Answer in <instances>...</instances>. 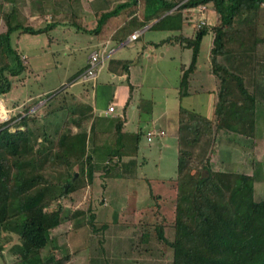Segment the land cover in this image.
Instances as JSON below:
<instances>
[{
	"label": "trees",
	"instance_id": "1",
	"mask_svg": "<svg viewBox=\"0 0 264 264\" xmlns=\"http://www.w3.org/2000/svg\"><path fill=\"white\" fill-rule=\"evenodd\" d=\"M209 1L214 2L218 21L214 26H198L194 37H182L193 49V57L188 67L182 66L177 87L180 97L190 93L189 76L197 66L202 38L212 30L210 70L217 80L213 116L180 107L178 174L170 180L168 192L151 191V199L139 201L136 210L142 212L140 223L154 226L158 237L173 248L172 264H264V198L256 196V176L214 169L211 156L219 137L235 141L240 136L256 137L259 67L255 55L244 52V33L234 25V18L245 7L261 6L263 0H186L153 26L180 30L187 20L183 9ZM17 9L4 12L8 29L0 32V93L12 87L14 79L9 74H21L26 68L12 45V33L20 28L30 33L45 29L14 22ZM107 15L99 19V27ZM29 108L25 107V116L18 113L0 121V250L3 238L9 241L8 234L15 233L19 241L12 246L17 255L14 264H68L73 253L54 243L51 230L61 224L63 200L84 178L88 183L101 179L94 174L93 157L88 153V133L83 126L87 115L76 107L69 114L80 113L74 118L78 131L62 125L51 130L41 119L48 113L36 117ZM66 184L69 187L64 192ZM96 207L92 204L87 209L91 223L101 212ZM87 210L76 209L69 217L77 218ZM167 226L174 228L172 240L165 235ZM3 232L8 234L2 236Z\"/></svg>",
	"mask_w": 264,
	"mask_h": 264
},
{
	"label": "rangeland",
	"instance_id": "2",
	"mask_svg": "<svg viewBox=\"0 0 264 264\" xmlns=\"http://www.w3.org/2000/svg\"><path fill=\"white\" fill-rule=\"evenodd\" d=\"M138 1L129 0L127 4L119 7L120 17L125 22L123 26H153L154 22L166 13L163 0H142L137 4ZM11 2V0H0V6L2 5L0 32L8 29L4 12L23 3L18 6L14 22L21 20L25 25L37 27L51 23L54 25L38 35L21 31L22 28L12 33V45L20 53L26 68L21 74L14 76L9 74L14 82L9 91L0 93V98L13 109L10 113L11 117L18 113L25 116L27 114L25 107L29 106L28 112H32L33 116L39 117L48 113L41 119L49 124L51 130L57 125H62L72 132L78 131L80 127L77 126L74 118H79L80 113L76 111L75 114L74 112L69 114V111L80 107L81 114L86 115L85 101L91 102L95 99L96 80L86 84L89 92L83 95L85 100L74 95L83 90L78 71L83 66L87 54L93 49L95 40L92 35L95 33L88 30L89 26L92 27V23L82 24L70 18V9L78 6L76 0H16L15 4ZM135 9H137L136 13ZM141 18L145 20L142 21ZM178 30L172 31L170 28L160 27L148 29L139 41L130 42V45L124 46L122 50L123 53H134L138 58H142L144 68L140 72L137 93L144 100L143 117L146 118L147 113L158 118L154 117L155 120H151L143 127L141 135L143 140L140 146L141 151L147 150V152L146 156L139 154L141 157L139 162L144 159L146 162L140 164L136 175L123 176L124 170L119 169L118 163L109 161L107 157L100 160L96 154L92 155L88 150L93 157L94 174L101 175V179L94 178L93 183H88V178H84L81 186L63 200L61 224L51 230L54 243L61 245L65 252L73 253L68 264H172L173 248L158 237L154 226L140 223L142 212L136 210V207L144 198L146 201L151 199L148 197L151 191L168 192L170 180L178 174L176 131L180 97L177 85L181 80L180 66L182 62L190 61L191 53L188 46L167 39L180 34ZM147 39L155 40L156 44L147 46L142 51L138 45ZM200 62L204 63L203 47ZM207 107L204 108L205 111L208 110ZM51 110L54 111L50 113ZM133 120L134 122L129 124L131 128L136 127L137 124V121ZM86 122L87 120L84 119V127L87 125ZM157 123L166 129V133L160 136L154 135L150 145L147 141V131L149 127L156 132L159 131ZM255 136L260 138L257 140L240 137L238 140V143L246 146L244 151L247 153V159L243 155L244 159L233 164L228 148H218L211 153V156L214 169L232 168L241 172L245 170L253 172L256 176V196L262 199L264 198V128L260 127L258 135ZM160 138L166 142L162 149L158 147ZM111 147L112 145L105 150ZM94 150L92 148L91 152L93 153ZM96 153L99 156L105 155L103 151ZM229 163L232 164L231 167ZM102 165L109 167L103 169ZM115 181H119L120 193H123L124 197L122 195L118 197L110 188L109 185ZM104 184L107 186L106 189L102 187ZM112 195L115 197L110 199ZM104 201L109 204L105 205ZM92 204L97 205L96 209L103 212V214L99 212L93 223L90 222V214L87 210ZM80 208L87 212L77 218L69 217V214ZM165 231L166 237L172 240L174 228L167 226ZM6 234L8 233L3 232L2 236ZM8 236H10L9 241L1 237L4 248L0 250V264H14L17 258L12 246L19 241V237L15 233H10Z\"/></svg>",
	"mask_w": 264,
	"mask_h": 264
},
{
	"label": "crops",
	"instance_id": "3",
	"mask_svg": "<svg viewBox=\"0 0 264 264\" xmlns=\"http://www.w3.org/2000/svg\"><path fill=\"white\" fill-rule=\"evenodd\" d=\"M11 1L12 4H15V0ZM76 1L78 6L75 5L76 7L70 9V18L75 19L82 24H87L88 22L92 23V27H88V30H90L92 33H95L92 35L93 39L95 40L92 50L104 45L112 48V52L107 59L106 64L104 65L99 76L95 79L94 101H85V108L87 111V116L85 117L87 120V125L85 127L88 133V150L92 155L96 154L100 160L107 157L109 161L113 160L115 161L114 163H118L120 165L119 169L124 170V173L122 174L123 176L127 177L130 175H136L138 174L137 169L140 164L142 165L143 162H146L145 159L142 162H139V159L141 158L139 157V154L142 153L143 156H146L147 152V150L141 151L140 146L141 140H143L141 139V135L143 134L144 130L143 127L148 125L151 120L158 118V116L155 117L153 114L150 116V114L147 115L146 113L147 117H143L144 106L142 104L144 100L137 93V86L140 84V72L144 68V64H142V58H138V55L135 56L134 53H123L122 50L124 49V46L130 45V42L139 41L141 36L145 34L146 30L152 29L155 26H123L125 22L120 17L121 10H119V7L127 4L129 0ZM185 1L186 0H163V7L166 9L165 14L174 12L176 8ZM141 2L142 0H139L136 3L138 4ZM227 2L228 1H226V3ZM171 3H175V5L170 9H167V6ZM136 12L137 9H135V13ZM106 14L109 15L103 19L102 25L99 27V19ZM183 14L187 17V20L184 23L182 29L178 30L180 31V34L175 35L174 38H167L171 39L173 42L180 43L183 46L187 45H185V39H182V37H194L196 35L198 26H214L219 18L213 1L185 7L183 9ZM143 20L145 19H142V21ZM234 25L242 27L245 41L244 44L245 48H247L244 52L253 53L255 55L254 61L259 67L257 71L256 85L258 96L256 105V134L258 135L259 128H264V6L261 4V6L245 7L234 18ZM34 27L45 28L43 31L35 33L36 35L41 32L48 31L50 28L48 26ZM138 29L141 30V34L136 39H130L131 33ZM174 30L175 29H172V31ZM179 37L182 39V41L178 40ZM213 39L214 32L212 30L203 36L197 57V66L189 76L190 93L183 95L182 97L179 96V109L181 106H183L189 110L198 112L208 117L213 116L214 100L216 95L215 90L217 87L216 77L210 70L213 58V54L211 53ZM154 44H156L155 40L147 39L144 41V43L139 44L138 46H140L142 51H144L147 46H152ZM202 47L204 53L203 64L200 62ZM188 49H191L189 56L190 61L182 62L180 66L181 75L183 73L182 66L184 65L188 67L193 57V49L191 47ZM92 50L87 54L85 62L83 66L80 67L78 73L81 71V69L83 70L87 66ZM204 50L206 52H204ZM147 54L150 56L149 52ZM125 65L128 67H125ZM89 82L90 81L82 82L83 90H80L78 93H74L75 97L83 98V95L88 94L89 87L86 84ZM84 100L81 101L83 102ZM204 103L206 104L204 105ZM111 105L115 107L113 110H110ZM205 107L208 108L207 111L204 110ZM133 119L137 121V124L136 127L131 128L129 124L134 122ZM156 126L159 131L156 132L151 127H149L147 131V141L150 142V145L151 141H153L154 135L160 136L166 133V129L163 128L160 123H157ZM161 130H164L165 132L162 133ZM149 132H152L151 135ZM149 136H151V139H149ZM240 137L242 138L244 136ZM259 138V136L255 137L257 140ZM246 139H248V137ZM217 143V149L228 148L229 154L232 155L233 164L237 163L236 161L240 162L242 158L244 159L246 157L247 159V153L244 151L246 146H242L241 143H238V141L228 139L226 137H219ZM111 145V148L105 150L106 147H110ZM165 145L166 142L162 140V138L158 139V147L160 149L164 148ZM92 148L93 150L96 148L93 153L91 152ZM249 148L251 149V147ZM97 151H103L105 155L99 156V154L96 153ZM232 161H230V163H232ZM229 166L231 167L232 164ZM107 167L102 165L103 169H106ZM228 171L236 170L229 168ZM242 172L254 174L253 172H249L247 170ZM109 186L113 189L114 194H116L118 197L119 194H122L124 197V194L120 193L121 188L119 181H115V183L110 184ZM113 197H115V195H112V197L110 196V199ZM105 204H108L107 201Z\"/></svg>",
	"mask_w": 264,
	"mask_h": 264
},
{
	"label": "built area",
	"instance_id": "4",
	"mask_svg": "<svg viewBox=\"0 0 264 264\" xmlns=\"http://www.w3.org/2000/svg\"><path fill=\"white\" fill-rule=\"evenodd\" d=\"M262 5L264 6V0L262 1ZM141 34V30H135L131 33L130 39H136ZM112 52V48H109L107 45L102 47H98L90 53L89 60L87 66L80 72L79 79L81 82L95 80L100 72L102 71L104 65L106 64L107 59L109 58ZM115 107L113 105L110 106V110H113ZM12 108H9L2 98H0V120L5 121L11 118ZM164 133V130H161ZM152 132H149L151 135ZM151 139V136H149Z\"/></svg>",
	"mask_w": 264,
	"mask_h": 264
},
{
	"label": "water",
	"instance_id": "5",
	"mask_svg": "<svg viewBox=\"0 0 264 264\" xmlns=\"http://www.w3.org/2000/svg\"><path fill=\"white\" fill-rule=\"evenodd\" d=\"M77 174H78V173H76L75 176H77ZM68 187H69V184H66V185H65V188H64V192L66 191V189H67Z\"/></svg>",
	"mask_w": 264,
	"mask_h": 264
}]
</instances>
